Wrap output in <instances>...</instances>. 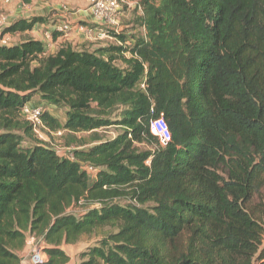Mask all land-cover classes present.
Returning <instances> with one entry per match:
<instances>
[{
  "label": "trees",
  "instance_id": "trees-1",
  "mask_svg": "<svg viewBox=\"0 0 264 264\" xmlns=\"http://www.w3.org/2000/svg\"><path fill=\"white\" fill-rule=\"evenodd\" d=\"M132 1L144 35L49 54L31 37L0 44V264H19L26 232L43 264H65L63 244L104 227L78 264H264V0ZM34 98L63 109L42 112L49 131L93 136L61 156L22 116ZM160 117L165 146L149 130Z\"/></svg>",
  "mask_w": 264,
  "mask_h": 264
},
{
  "label": "crops",
  "instance_id": "crops-1",
  "mask_svg": "<svg viewBox=\"0 0 264 264\" xmlns=\"http://www.w3.org/2000/svg\"><path fill=\"white\" fill-rule=\"evenodd\" d=\"M71 2H68L70 5L67 3L69 6L66 7L64 3L59 5V0H29L28 3H24L22 0H9L7 3L2 4L1 10L6 12V19L9 24L19 18L29 19L32 16H49L51 12L52 16H56L58 19L53 23H51V21L37 23L31 30L23 33L19 32L12 34V37L27 36L41 40L42 32L45 29H52L58 22H69L71 25L70 31L67 33H59L54 41V46L50 50L51 53L64 44H70L73 48L78 50H93L113 41V36L110 34L112 29H106L94 19L88 9L86 0H71ZM71 4H77V6L72 8ZM79 24L86 27L87 32H80L77 28ZM28 103L31 105H41L50 114V111L53 110L52 108L55 107L52 105H46L44 101L38 98L30 100ZM74 245L75 244H63L61 246V248L69 256V261L65 264H78L80 261L78 257V262L72 263L74 255L68 250V247ZM18 255L20 258L19 264H30L26 246L18 251Z\"/></svg>",
  "mask_w": 264,
  "mask_h": 264
},
{
  "label": "built area",
  "instance_id": "built-area-1",
  "mask_svg": "<svg viewBox=\"0 0 264 264\" xmlns=\"http://www.w3.org/2000/svg\"><path fill=\"white\" fill-rule=\"evenodd\" d=\"M3 3H7L9 0H1ZM88 4V9L96 21H98L106 29H112L115 33L118 32L117 17L121 8V4H127L134 2L132 0H86ZM1 7V6H0ZM9 23L7 22L6 16L4 14L0 15V29L2 30ZM80 32H87L86 27L83 25H78L77 27ZM71 29L69 22H58L54 25L52 29H45L42 32L41 42L45 48V54L51 53L50 50L54 46V41L52 38L53 32L56 33H67ZM105 29V30H106ZM8 36H2L0 44H8ZM143 87L144 85L141 84ZM45 110L43 106L31 105L28 102L25 103L21 109L23 118L28 121L34 131L35 136L39 139L41 138L39 130L45 128L41 119V114ZM150 132L158 138L159 144L165 146L170 140V134L166 123L163 118H157L151 120L149 123ZM61 131H57L55 135H61ZM42 140V139H41ZM66 156V155H65ZM67 156L72 157L71 153ZM85 170L94 175L95 170L86 165ZM28 260L30 264H43L47 261V255L44 251L45 243L41 236L36 237L29 235L28 238L25 237Z\"/></svg>",
  "mask_w": 264,
  "mask_h": 264
},
{
  "label": "rangeland",
  "instance_id": "rangeland-1",
  "mask_svg": "<svg viewBox=\"0 0 264 264\" xmlns=\"http://www.w3.org/2000/svg\"><path fill=\"white\" fill-rule=\"evenodd\" d=\"M68 2H71V0H59V5L63 4L69 6L70 4ZM69 5H68V4ZM72 3V2H71ZM3 2L0 0V6H2ZM77 4H71L72 8H75ZM87 7V6H86ZM2 9V8H1ZM55 12V11H54ZM3 14L6 16V12L3 10ZM141 15L139 9L137 8L135 2L130 3L129 5L127 4H121V8L117 17L118 21V26L117 29L121 33H128L130 35H144V28L140 27L138 23L136 22L138 20V17ZM47 18L48 21H51V23L57 21L56 16H52V12L50 13L49 16H44ZM1 29H0V42H1ZM114 32V30H112ZM5 36H8L9 39L6 41L8 44H13L18 42L19 40L27 37V36H16L12 37L11 35L7 34ZM46 107V106H45ZM51 114L53 116H57L60 121H63V113H62V108H52ZM48 112V111H47ZM112 118L114 117V114L111 116ZM118 132H120V129L117 128L115 125H111L109 127H103L100 128L96 131V135L100 139H110L114 137ZM40 136L44 141H46L52 148L56 150L57 153H59L61 156H64L68 153H70V150L72 148L77 147V143L79 140H85L89 141L90 138L93 136L91 133H78L76 136L73 138H70L69 136H65L63 133L61 135H55L53 132L49 131L46 128H42L39 130ZM88 144L84 145L83 147H87ZM84 208L83 205L76 206L72 209H69L70 212L76 213L82 210ZM112 229L110 227H104L102 229H99L95 234L93 235H83L81 237V240L78 242V244H75L74 246L68 247V250L73 253V260L72 263H77L78 262V253L80 254L82 251L87 250V248L93 244L96 243L98 239L102 237V235L106 234L107 232H110ZM263 244H264V239H263ZM252 264H259L258 261H254Z\"/></svg>",
  "mask_w": 264,
  "mask_h": 264
},
{
  "label": "water",
  "instance_id": "water-1",
  "mask_svg": "<svg viewBox=\"0 0 264 264\" xmlns=\"http://www.w3.org/2000/svg\"><path fill=\"white\" fill-rule=\"evenodd\" d=\"M29 235H30V233H29V232H26V233H25V237H26V238H28V237H29Z\"/></svg>",
  "mask_w": 264,
  "mask_h": 264
}]
</instances>
